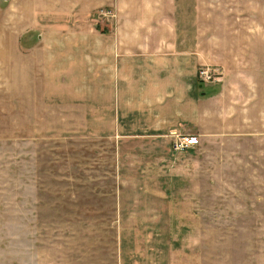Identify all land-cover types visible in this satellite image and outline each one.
<instances>
[{"label": "rangeland", "instance_id": "374dc122", "mask_svg": "<svg viewBox=\"0 0 264 264\" xmlns=\"http://www.w3.org/2000/svg\"><path fill=\"white\" fill-rule=\"evenodd\" d=\"M45 1L0 0V264H264V115L183 152L95 120L93 78L32 48L99 11Z\"/></svg>", "mask_w": 264, "mask_h": 264}, {"label": "crops", "instance_id": "0c3cea01", "mask_svg": "<svg viewBox=\"0 0 264 264\" xmlns=\"http://www.w3.org/2000/svg\"><path fill=\"white\" fill-rule=\"evenodd\" d=\"M53 1H45V20L57 12ZM77 3L93 15L111 9L113 16L72 28L57 23L32 54L45 76L53 75L52 63L69 72L73 62L76 77L93 78L95 120L108 115V125L134 126L147 138L171 142L174 135L192 134L206 141L234 129L229 110L258 120L264 115V0ZM17 9L20 32L31 26L32 16L35 22L43 18L30 8L20 17ZM201 66L218 69L220 81L198 82Z\"/></svg>", "mask_w": 264, "mask_h": 264}, {"label": "built area", "instance_id": "2783aa9c", "mask_svg": "<svg viewBox=\"0 0 264 264\" xmlns=\"http://www.w3.org/2000/svg\"><path fill=\"white\" fill-rule=\"evenodd\" d=\"M99 17L109 18L113 16L111 9H102L98 12ZM220 72L216 68L201 66L197 71V79L200 83H211L220 78ZM199 144L195 135H174L171 141V148L176 152H183Z\"/></svg>", "mask_w": 264, "mask_h": 264}]
</instances>
